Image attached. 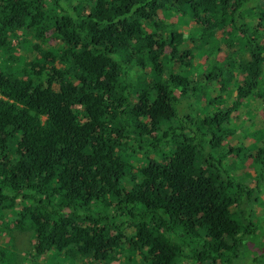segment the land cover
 Segmentation results:
<instances>
[{
	"label": "trees",
	"instance_id": "1",
	"mask_svg": "<svg viewBox=\"0 0 264 264\" xmlns=\"http://www.w3.org/2000/svg\"><path fill=\"white\" fill-rule=\"evenodd\" d=\"M258 97L264 0H0V217L36 239L0 264H264V142L210 155Z\"/></svg>",
	"mask_w": 264,
	"mask_h": 264
},
{
	"label": "rangeland",
	"instance_id": "2",
	"mask_svg": "<svg viewBox=\"0 0 264 264\" xmlns=\"http://www.w3.org/2000/svg\"><path fill=\"white\" fill-rule=\"evenodd\" d=\"M159 17H162L161 13H159ZM169 23L177 24V29L181 32L183 37H186L185 44L193 46L196 45L197 42L192 41L195 38L194 35H189L188 32L191 27L194 26V23L190 20L183 21L182 16L180 14H175L170 19H166ZM179 23H178V22ZM187 23V24H186ZM186 24V25H185ZM52 39V38H51ZM170 48L166 47L165 54H169ZM206 62V54L203 53L197 60H195L194 64L195 69L191 70L188 74V80H191V76L196 82L200 76L198 72H204L208 66V63H205V67L202 69L201 64ZM192 65V66H193ZM174 71V69H173ZM191 74V75H190ZM189 85L184 87V89L188 90ZM181 88V87H180ZM217 88V87H216ZM180 90H176L178 93ZM213 96V95H212ZM214 97V96H213ZM256 101V102H255ZM199 106L203 109H200L199 115H207L211 112L210 109L207 110V106L199 103ZM237 127L234 131L226 130L228 132L227 136L223 139L221 138L218 141V145H215L214 148L216 151H212L210 149V155L220 154L223 151L228 150L230 147L236 144H241L243 147H248L254 145L259 147V145L264 142V97L253 98L250 103H244L243 109L239 114V117L236 119ZM214 130H210L209 134L214 133ZM188 135H192L191 132H186ZM207 145V144H206ZM208 146V145H207ZM162 152L166 156L171 152V146L162 147ZM232 173L239 177L241 181L249 187H254L255 185V168L252 164V158H246L238 168L234 169ZM259 200L264 201V188L260 189ZM257 204V203H254ZM260 206H256L257 214L260 215L262 212L259 210ZM17 212H11L8 210L4 211V213L0 217V258L5 260L13 257L12 249L14 248L16 251H19V254H24L25 257H29L32 253V244L36 241L35 235L32 231L34 229L33 222H29L27 225H20L19 220L16 217ZM264 227V222L261 223ZM125 230V228H124ZM126 231V230H125ZM260 232H264V229H260ZM257 238L256 242L258 243L264 238V233L255 235ZM254 237H250L248 239L249 244H253ZM264 241V240H262ZM8 245L10 247V251L4 252L3 249ZM264 252V243L262 244ZM254 249L251 248V251ZM63 256L64 253H62ZM54 257L52 252H48L43 257V263L45 261H52L51 258ZM40 260V258H39ZM28 259L20 262L19 264H27ZM60 264H65V260L61 261ZM115 264H122L121 259L115 260ZM215 264H220L219 262ZM237 264H245L244 262H240Z\"/></svg>",
	"mask_w": 264,
	"mask_h": 264
},
{
	"label": "bare ground",
	"instance_id": "3",
	"mask_svg": "<svg viewBox=\"0 0 264 264\" xmlns=\"http://www.w3.org/2000/svg\"><path fill=\"white\" fill-rule=\"evenodd\" d=\"M86 260V258H84Z\"/></svg>",
	"mask_w": 264,
	"mask_h": 264
}]
</instances>
